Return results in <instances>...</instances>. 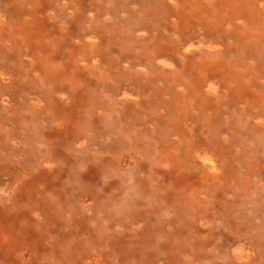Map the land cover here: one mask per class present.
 <instances>
[{"label":"bare ground","instance_id":"6f19581e","mask_svg":"<svg viewBox=\"0 0 264 264\" xmlns=\"http://www.w3.org/2000/svg\"><path fill=\"white\" fill-rule=\"evenodd\" d=\"M213 257L264 264V0H0V264Z\"/></svg>","mask_w":264,"mask_h":264},{"label":"rangeland","instance_id":"374dc122","mask_svg":"<svg viewBox=\"0 0 264 264\" xmlns=\"http://www.w3.org/2000/svg\"><path fill=\"white\" fill-rule=\"evenodd\" d=\"M78 186V187H77ZM64 187V186H63ZM76 189H78L79 190V185H75L74 186ZM67 188H68V186H67ZM66 188V189H67ZM70 200H71V204H74L75 205V209L76 210H80V212H82V213H84L87 217H91L92 219H91V221H89V224H90V226L91 227H94V228H96L97 227V220H95V219H93V217L96 215V211H95V209H93V208H91L90 206H91V204H92V201L90 200V199H87V201H85V202H82L81 204H79L78 202H77V200H75V199H71L70 198ZM79 204V205H78ZM78 205V206H77ZM79 208V209H78ZM75 209H72V211L73 212H75ZM86 210V211H85ZM88 211V212H87ZM210 253H213L212 251L210 252ZM216 261V262H215ZM87 262V261H86ZM157 262V261H156ZM227 262H228V260H226V258H223V259H221V258H219V257H213V260H210V259H208V258H206L203 262H200V263H197V264H227ZM185 264H188V262L186 261V262H184ZM158 264H161V262L160 263H158Z\"/></svg>","mask_w":264,"mask_h":264}]
</instances>
